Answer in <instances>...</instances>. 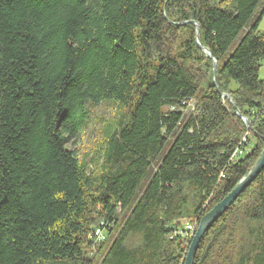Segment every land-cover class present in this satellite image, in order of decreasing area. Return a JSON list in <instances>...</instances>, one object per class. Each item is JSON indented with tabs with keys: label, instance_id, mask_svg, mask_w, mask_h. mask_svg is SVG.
I'll use <instances>...</instances> for the list:
<instances>
[{
	"label": "trees",
	"instance_id": "1",
	"mask_svg": "<svg viewBox=\"0 0 264 264\" xmlns=\"http://www.w3.org/2000/svg\"><path fill=\"white\" fill-rule=\"evenodd\" d=\"M263 16L264 0H0V264H183L179 223L198 228L264 149ZM102 103L118 116L89 171L67 146ZM193 264H264V168Z\"/></svg>",
	"mask_w": 264,
	"mask_h": 264
},
{
	"label": "rangeland",
	"instance_id": "2",
	"mask_svg": "<svg viewBox=\"0 0 264 264\" xmlns=\"http://www.w3.org/2000/svg\"><path fill=\"white\" fill-rule=\"evenodd\" d=\"M259 32L264 34V16L261 18L259 22ZM259 79L264 80V62L261 63V68L259 71ZM233 88L235 87L232 84ZM224 101H229L232 103V100L227 94L223 95ZM190 112L194 110V105H191ZM187 113V112H186ZM118 116L117 108L112 103H102L97 107L89 110L84 119V127L79 133L77 139L70 143L67 147L70 150L76 151L78 159L86 163L88 165L89 171H94L100 164V156L104 143V131L107 123L113 121ZM241 122L247 127H250V122L242 117L240 114L238 115ZM252 141V140H251ZM243 143L247 142L246 138L242 139ZM179 229L184 232L181 233L183 236L181 242L183 247L189 244V229L197 228L196 222L191 221H181L179 223ZM184 248V249H185ZM186 252V249L184 253Z\"/></svg>",
	"mask_w": 264,
	"mask_h": 264
},
{
	"label": "water",
	"instance_id": "3",
	"mask_svg": "<svg viewBox=\"0 0 264 264\" xmlns=\"http://www.w3.org/2000/svg\"><path fill=\"white\" fill-rule=\"evenodd\" d=\"M202 51L209 55V51L205 48H201ZM216 64L213 62V74L215 71ZM239 115V112H236ZM264 168V149L253 165V167L248 171V173L240 180V182L235 186V188L228 193L217 205H215L210 212L204 215L199 223L195 234L190 241L187 255L185 257L183 264H193L195 254L197 252L199 243L206 233V231L229 209V207L235 202V200L243 193V191L255 180L257 175Z\"/></svg>",
	"mask_w": 264,
	"mask_h": 264
},
{
	"label": "built area",
	"instance_id": "4",
	"mask_svg": "<svg viewBox=\"0 0 264 264\" xmlns=\"http://www.w3.org/2000/svg\"><path fill=\"white\" fill-rule=\"evenodd\" d=\"M239 155H242L240 149L236 150V153H235L234 156H239ZM188 233H189V236H188L189 240L191 241L193 236H194V234H195V228L194 229L193 228L189 229ZM92 236L95 239H97V241H99V242L105 240L104 239V233H103V231L100 228H96Z\"/></svg>",
	"mask_w": 264,
	"mask_h": 264
}]
</instances>
